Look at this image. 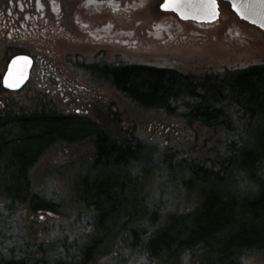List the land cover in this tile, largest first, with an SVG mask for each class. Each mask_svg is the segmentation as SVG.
Segmentation results:
<instances>
[{"label": "trees", "instance_id": "16d2710c", "mask_svg": "<svg viewBox=\"0 0 264 264\" xmlns=\"http://www.w3.org/2000/svg\"><path fill=\"white\" fill-rule=\"evenodd\" d=\"M113 79L127 98L154 105L148 108L152 113L176 117L190 133V144L173 146L170 153L158 145L148 151L136 131L123 130L116 140L87 121L49 108L32 114L0 108V264H248L264 259V62L226 65L218 80L205 75L197 82L170 70L142 69L120 71ZM60 144L67 149H53ZM45 154L49 173L44 179L57 172L55 164L84 159L93 162L91 172L110 168L109 177L121 183L93 180L77 186L72 179L70 202L76 208L68 209L67 223L57 224L51 217L58 203L32 186L35 166ZM140 161L144 165L138 168ZM155 167L158 178L178 177L175 195L167 200L161 189L153 196V189L133 186L127 211L128 177ZM249 183L256 189L248 191ZM181 186L196 195L189 210Z\"/></svg>", "mask_w": 264, "mask_h": 264}, {"label": "flooded vegetation", "instance_id": "af4514ba", "mask_svg": "<svg viewBox=\"0 0 264 264\" xmlns=\"http://www.w3.org/2000/svg\"><path fill=\"white\" fill-rule=\"evenodd\" d=\"M164 1L6 0L0 5V24L7 39L4 49L9 54L5 69L12 57L26 56L31 65L19 92L63 97L69 108L76 101L85 103L82 108H95L88 98L96 97L99 107L107 108V97L123 100L128 96L113 79L120 71L170 70L197 82L205 75L218 80L220 71L192 73L197 66L190 64L188 68L180 45L192 42L193 36L201 42L203 31H216L220 26L224 32L236 29L243 38H251L248 32L260 34L257 28L238 20L222 0H216V20L208 23L183 18L181 10H164ZM15 42L20 45L14 46ZM92 125L107 135V124ZM116 129L119 139L123 129Z\"/></svg>", "mask_w": 264, "mask_h": 264}, {"label": "rangeland", "instance_id": "374dc122", "mask_svg": "<svg viewBox=\"0 0 264 264\" xmlns=\"http://www.w3.org/2000/svg\"><path fill=\"white\" fill-rule=\"evenodd\" d=\"M6 0H0V5ZM222 26L218 27V30L203 31V37L201 42H196L197 39L193 36L192 42L188 41L180 45V49L186 54L188 68L197 66L192 73H203L207 70V73L218 72L224 69V66H236L242 67L248 64H254L264 62V40L261 34H250L245 30L246 34L251 38H243L236 31L231 28L230 31L221 30ZM5 28L3 24H0V77L3 74L5 61L8 58V51L4 49L7 45V39L5 37ZM14 46H19V42L12 43ZM172 56V55H169ZM191 73V72H189ZM191 73V74H192ZM189 75V74H188ZM193 75V74H192ZM204 76V74H201ZM95 104V108H82L84 102H75L73 108H69L67 100L63 97L57 96H40L31 94L29 92H17V93H5L0 90V108H15L18 112L23 114H32L34 111L41 108H49L53 113L58 115H70L76 116V118L87 121L91 124H96L99 127L109 126L107 134L114 136V134L120 127L123 130L136 131V135L143 141L147 142V150L150 148L153 150L158 145L161 150L165 152L173 151V146L182 147L190 144L191 135L187 131H184V125L180 124L176 117L166 116L161 112L152 113L148 108L135 106L136 101L132 98L118 99L114 97H107V108H100L98 98L89 97ZM61 105L67 108H60ZM4 106V107H3ZM42 110V109H41ZM199 136H203V131L198 130ZM162 147H167L165 150ZM169 148V149H168ZM55 150H66V146L60 144L57 147H53ZM148 153V152H147ZM47 155L49 156L48 152ZM45 155H43L35 166L34 176L32 180L33 190L41 197L50 198L58 203L59 210L52 214V222L57 224L67 223L70 213L68 209L71 208L70 193L72 190V179L77 186L87 185L93 180H100L107 182V185L120 184V180L113 179L107 174L110 168L101 167L95 172H91L93 162L75 161L69 165L67 162L57 163L54 165V171L48 177L44 179V175L48 174L47 171L49 162L45 161ZM59 156H62L59 154ZM69 165V166H68ZM143 161L136 163V167L143 166ZM63 166H65L63 168ZM163 170V167H158ZM156 167L152 170L143 172L139 177L133 178L130 176L131 184L127 182L124 188L126 197L129 199L126 204V210L129 211L133 200L131 191L133 186H138L144 190H152L155 193L153 196L158 195V191H163L167 200L171 199L174 194V183L178 177L176 175L165 174L161 178H158ZM118 173V171H116ZM122 172V171H121ZM105 173L106 175L102 174ZM123 173V172H122ZM163 174V173H162ZM133 178V179H132ZM163 184V187H160ZM127 186V187H126ZM256 183H249L246 187L248 191L256 189ZM160 187V188H158ZM245 189V190H246ZM181 199L185 200V203H189L188 210L196 205V195L189 191L184 186L179 187ZM74 209L76 208L72 205ZM187 211V210H186ZM69 213V214H68ZM68 214V215H67ZM1 233H3V225L0 224ZM24 232V231H23ZM25 235V233H24ZM248 264H264V259L259 261L248 262Z\"/></svg>", "mask_w": 264, "mask_h": 264}, {"label": "water", "instance_id": "95a60500", "mask_svg": "<svg viewBox=\"0 0 264 264\" xmlns=\"http://www.w3.org/2000/svg\"><path fill=\"white\" fill-rule=\"evenodd\" d=\"M223 2L229 5L230 10L234 13V15L248 23L249 25H253L263 32L264 36V0H222ZM205 2V0H172L170 2V6L167 9H174V11L179 12L181 10L185 15L179 14L183 18L193 19L200 22H212L217 18V4L215 8L216 15L208 14V10H205L201 7V5ZM165 3V1H164ZM163 3V4H164ZM179 4V7H176V4ZM235 5V6H234ZM162 8V7H161ZM166 10L165 8H162ZM26 57V56H15L12 57L7 63L6 70L2 76L1 87L5 91L16 92L19 91L26 83L29 68L31 65V60L27 58V62L24 60H20L18 58ZM13 61H16V64L13 65ZM12 69L13 77H8L9 70ZM23 72L24 79L17 87H8L5 83V78L8 77L11 81L15 75Z\"/></svg>", "mask_w": 264, "mask_h": 264}, {"label": "snow or ice", "instance_id": "6c2138e0", "mask_svg": "<svg viewBox=\"0 0 264 264\" xmlns=\"http://www.w3.org/2000/svg\"><path fill=\"white\" fill-rule=\"evenodd\" d=\"M170 2H172V0H165V3L162 4L161 7L167 9L170 6ZM176 7L177 8L179 7L178 3L176 4ZM201 7L205 10H208V14L213 15V16L216 15L215 13L216 0H205V2L201 5ZM18 59L24 60L25 62H27L26 57H21ZM15 64H16V61H13V65ZM8 77H13L12 69L9 70ZM8 77L5 78V83L7 84L8 87H17L24 79V75L22 71L19 74L15 75V77L11 81L9 80Z\"/></svg>", "mask_w": 264, "mask_h": 264}]
</instances>
